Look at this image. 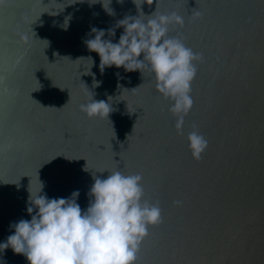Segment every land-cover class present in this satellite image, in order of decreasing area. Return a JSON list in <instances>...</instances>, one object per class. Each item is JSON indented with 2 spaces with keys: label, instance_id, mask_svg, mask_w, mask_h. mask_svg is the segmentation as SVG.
<instances>
[{
  "label": "water",
  "instance_id": "1",
  "mask_svg": "<svg viewBox=\"0 0 264 264\" xmlns=\"http://www.w3.org/2000/svg\"><path fill=\"white\" fill-rule=\"evenodd\" d=\"M172 13L183 24L168 35L203 54L180 130L147 68L101 71L85 44L93 27L117 43L126 16ZM81 82L108 116L80 111ZM193 126L208 141L199 159ZM116 170L142 175L162 213L135 264H264V0H0V243L31 220L41 184L49 199L79 191L83 211L94 176ZM0 264L28 261L7 248Z\"/></svg>",
  "mask_w": 264,
  "mask_h": 264
},
{
  "label": "clouds",
  "instance_id": "2",
  "mask_svg": "<svg viewBox=\"0 0 264 264\" xmlns=\"http://www.w3.org/2000/svg\"><path fill=\"white\" fill-rule=\"evenodd\" d=\"M173 22L183 24V18L175 13L147 21L126 16L118 22L124 32L117 43L104 38L105 30L93 27L94 38L85 44L90 52L98 54L101 71L115 66L143 75L142 70L147 68L155 77L157 92L169 101L168 111L176 117L175 128L180 130L193 106L190 92L197 74L194 62H203V54L168 35ZM107 35L114 37L115 31L109 29ZM87 60L92 62L91 57ZM81 84L87 100L80 105V111L88 117L108 116L110 104L95 100L87 86ZM193 129L187 136L188 148L193 158L199 159L208 141L195 126ZM142 179L140 174L125 175L121 170L103 179L94 176L91 199L83 211L77 203L79 191L68 198L49 199L46 194L40 195V183L35 199L29 197L31 206L27 212L31 220L21 219L11 225L14 234L0 243V249L11 248L15 254L25 256L28 264H135L149 226L162 223L160 207L143 200Z\"/></svg>",
  "mask_w": 264,
  "mask_h": 264
}]
</instances>
